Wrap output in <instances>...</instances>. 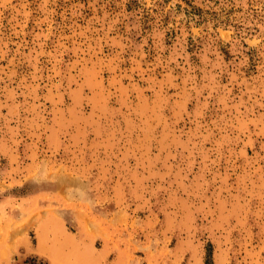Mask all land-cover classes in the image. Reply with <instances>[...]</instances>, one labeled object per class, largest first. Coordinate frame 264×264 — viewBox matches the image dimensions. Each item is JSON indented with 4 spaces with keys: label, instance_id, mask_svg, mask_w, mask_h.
<instances>
[{
    "label": "rangeland",
    "instance_id": "1",
    "mask_svg": "<svg viewBox=\"0 0 264 264\" xmlns=\"http://www.w3.org/2000/svg\"><path fill=\"white\" fill-rule=\"evenodd\" d=\"M90 248L264 264V0H0V264Z\"/></svg>",
    "mask_w": 264,
    "mask_h": 264
},
{
    "label": "crops",
    "instance_id": "2",
    "mask_svg": "<svg viewBox=\"0 0 264 264\" xmlns=\"http://www.w3.org/2000/svg\"><path fill=\"white\" fill-rule=\"evenodd\" d=\"M73 241H75V242H81V244H84L83 243L84 240L81 239V238H75L74 237L73 238ZM90 250L95 253L94 258L97 260V262L99 264H117V260H115L113 262L112 261L111 262L106 261L105 260V256L103 255V253H102V251L100 249H98V248H90ZM52 264H55L54 259H53V263Z\"/></svg>",
    "mask_w": 264,
    "mask_h": 264
},
{
    "label": "trees",
    "instance_id": "3",
    "mask_svg": "<svg viewBox=\"0 0 264 264\" xmlns=\"http://www.w3.org/2000/svg\"><path fill=\"white\" fill-rule=\"evenodd\" d=\"M32 261L37 262V264H48V263H46V262L39 261L38 258H33Z\"/></svg>",
    "mask_w": 264,
    "mask_h": 264
}]
</instances>
